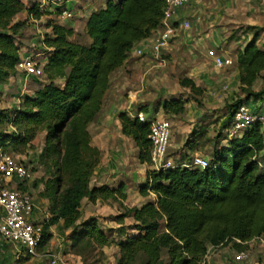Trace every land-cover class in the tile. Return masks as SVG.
<instances>
[{
    "label": "trees",
    "instance_id": "16d2710c",
    "mask_svg": "<svg viewBox=\"0 0 264 264\" xmlns=\"http://www.w3.org/2000/svg\"><path fill=\"white\" fill-rule=\"evenodd\" d=\"M40 1L25 5L22 0H0V85L23 74L16 65L30 55L21 54L19 34L28 20L38 21L47 15L45 9L38 8ZM163 8L164 0H107L105 7L91 13L85 23L87 44L72 41V28L48 19L45 28L49 32L42 41L48 50L41 66L45 82L18 105L0 108V155H26L34 150L38 135L44 134L43 146L34 162L46 173L40 183V197L47 202L48 217L41 221L43 237L37 253L50 241V228L60 222L80 264L93 258L97 248L109 246L97 218L80 221L81 202L126 200V194L123 185L91 186L101 152L91 145L88 126L102 110L111 75L126 63L139 42L158 29ZM59 10L56 12L60 14ZM22 12L27 18L15 20ZM238 32L251 37L237 51L233 63L238 88L245 96L233 108L252 102L248 105L257 111L264 107L255 105L264 101V41L258 44L264 28L240 27L230 39L240 40L235 35ZM58 81L61 85L56 84ZM258 81L262 86L255 91ZM180 83L196 90L193 81L185 79ZM186 102L165 101L162 112L182 114ZM233 108L221 128L230 123ZM140 112L147 117L142 122L137 118ZM152 117L145 107L132 115L126 111L117 115L120 133L134 143L139 163L148 166L147 135ZM198 140L195 137L184 143L186 153L198 150ZM261 148L260 125L254 124L240 136L230 138L225 146L214 145L211 155L204 157L208 161L205 168L147 170L138 193L141 197L152 194L154 200L132 212V225L118 229L122 240L117 243V264H208L209 248L232 244L237 251H246L248 245L244 243L264 235ZM183 157L185 163L192 159L187 154ZM257 160L263 162L262 167ZM26 183L27 179L19 185L22 191L28 190ZM123 218L121 215L119 220ZM29 258L20 257V261Z\"/></svg>",
    "mask_w": 264,
    "mask_h": 264
},
{
    "label": "rangeland",
    "instance_id": "374dc122",
    "mask_svg": "<svg viewBox=\"0 0 264 264\" xmlns=\"http://www.w3.org/2000/svg\"><path fill=\"white\" fill-rule=\"evenodd\" d=\"M259 3L258 1L256 5L263 8L264 3ZM65 7L73 11V0L66 3ZM50 10L52 12H48ZM53 11H55L53 7H48L46 10L47 14H52ZM20 15H22L20 19L22 21L27 18V14H24V12ZM259 16L261 22H258V25H262L264 19L263 9ZM47 20L46 17H42L36 22L27 21V24L19 34L21 54L37 56V59L42 60L46 58L47 50L42 46V41L44 35L49 32L45 28ZM188 21L190 23L189 19ZM188 32L189 30L179 32L171 41L169 47L163 53V57L166 60L164 67H158L150 59L137 57L131 52L127 62L111 75L110 88L105 95L102 112L96 119H101L105 114L112 121V135L106 146V155L109 159L108 163L110 162L114 165L113 159L117 157L118 162L120 161V165L118 164V167H116L118 170H115L117 179L114 183L116 184L120 180L128 183L127 198L126 200L117 199L108 202L98 201L95 204L86 201L81 206L82 214L90 213L91 217L97 218L100 228L104 230V233H108V237L111 239L110 243H116L115 239H118V236L111 235L118 229V226L113 223L116 217L124 215L122 222L130 226L133 224L131 219L132 212L144 203L154 200L153 195L143 198L138 193L140 186L138 181L143 178L144 168L136 162L137 149L134 143L120 134L117 124L119 112L126 111L130 114H135L140 107H145L148 114L153 115L156 109L158 117L170 123L171 145L168 155L169 158L176 162H178L176 159L186 161L183 157L185 154L189 158L190 155H194L190 152L186 153L183 145L186 141H192L195 137H197V140L200 137L196 152L206 158L213 152L214 145L221 147V145H226L230 139L228 132L232 119L226 128L221 127L226 121L225 117L228 115V111L232 110L233 105L239 99L245 97L238 88L236 69L234 65L226 69H215L207 56V51L213 49V44L198 40L197 37L192 38L193 42L185 43L183 41L188 39V34H186ZM79 37L78 42L87 44L88 39L85 35L80 34ZM237 37L242 43L232 46L236 50L243 43L248 42L251 36L243 35L239 32ZM263 41L264 33L261 34L258 44L260 45ZM221 48L224 49L225 47L221 45ZM220 49L215 48L218 51ZM227 52L230 53L229 51ZM19 77L20 79L10 83L11 87H13L12 90L17 91V93L14 92L12 96H8V93L3 96L0 93V108L8 107L11 101H15L17 95L22 98L26 93H32L45 82L42 77L40 79H32L25 77L23 74H19ZM185 79L193 81L196 90L182 86L180 82ZM56 84L61 85V82L58 81ZM261 86V81H258L253 88L258 91ZM175 99L187 101L184 105V112L179 115H164L162 103ZM251 103L249 102L248 104ZM259 104L264 105V101H260ZM114 127L115 129H113ZM218 134L221 137L216 143ZM43 143L44 134L40 133L34 142V150L28 151L26 155L14 156L17 161L23 162L22 164L26 166L29 174L26 187L33 200L36 199L39 203L41 202L40 195L42 192V184L40 183H42L43 178L45 179L46 173L44 168L35 164L34 161ZM34 183H36V186H34ZM42 207H45L43 203L40 205V211ZM42 210L38 215L39 222L43 221L47 215V209L46 211L45 209ZM65 240L66 237L60 242V244H64L61 252H54L57 246L52 244L54 240L50 239L44 249L38 252V256L23 261H20V258L16 256L17 249L14 246L0 244V264H49L46 257L47 253H59L65 264H80L74 258L73 252L69 247L70 244L66 243ZM111 245L105 248H97L94 257L85 264L117 263V254H115L114 247ZM247 251L249 252V257L246 261L234 263V257L240 251H237L232 244L209 248L206 262L208 264H264V259L259 254L260 245L258 243H251L247 247Z\"/></svg>",
    "mask_w": 264,
    "mask_h": 264
},
{
    "label": "built area",
    "instance_id": "2783aa9c",
    "mask_svg": "<svg viewBox=\"0 0 264 264\" xmlns=\"http://www.w3.org/2000/svg\"><path fill=\"white\" fill-rule=\"evenodd\" d=\"M200 0H164L163 14L158 29L147 39L142 40L139 47H135L132 52L137 57L150 56L151 61L158 67H164L166 60L163 53L169 47L171 41L181 31L190 28L189 21H174L180 10L189 8ZM67 0H41L38 8L44 9L47 6L57 7L62 10L65 18H72L71 11L64 9ZM207 56L211 60L212 66L217 69H225L233 65L230 57H224L218 50L210 49ZM46 61L37 59V56H27L16 65L19 72L25 77L40 79L42 77V64ZM139 121H144L147 117L144 113L137 114ZM254 124L260 125L262 135V148L260 155L264 156V107L254 110L248 104H240L234 109L233 118L229 128V138L240 136ZM147 139L150 143V166L152 170H164L175 166L190 168H205L208 161L202 156H194L188 163H175L168 158V150L171 145L170 123L158 117L155 113L149 125ZM260 167L263 162L257 160ZM29 174L26 168L13 157L0 155V244L12 245L17 249L18 258L24 256H38L37 249L43 237V225L38 220L36 206L29 191H22L19 187ZM48 217V214L45 216ZM45 218V219H46ZM237 243H241L237 241ZM258 243L260 245V257L264 259V235L244 243L250 245ZM249 252L240 251L234 257V263L246 261ZM49 264H65L59 253H47Z\"/></svg>",
    "mask_w": 264,
    "mask_h": 264
},
{
    "label": "crops",
    "instance_id": "0c3cea01",
    "mask_svg": "<svg viewBox=\"0 0 264 264\" xmlns=\"http://www.w3.org/2000/svg\"><path fill=\"white\" fill-rule=\"evenodd\" d=\"M22 1L24 2L25 5H29V2L35 3L37 0H22ZM258 1L260 2L259 4L264 3V0H200L198 3L190 6L189 8L180 10L178 12L177 16L175 17L174 21H178V20L188 21V19L190 20V28L188 29L189 32L186 33V34H188V39L187 40L185 39L183 42L191 43L194 41L192 38L197 37L198 40H202L208 44H213L212 45L213 49H215V48L220 49L221 45H223L225 48L224 49L221 48L219 53L222 54L224 57L232 58L233 63H234L237 51L242 48L243 44H245V43H243L242 46L239 47L237 50L234 47L232 48V46L237 45L239 43H242L240 40L234 41V40L230 39L234 30H236L240 27H245L247 25L264 28V19H263V24L258 25L259 24L258 22H261V20H260L261 18L259 16V14H260L262 9L264 11V7L261 8V6L256 5V4H258ZM68 2H72V0H67L66 3H68ZM106 2H107V0H73V11H72L73 12V16H72L73 19H66L61 13L63 9H60V11H61L60 14L57 12L54 13V11H53L52 14L49 13L43 17H46L47 19H52L55 22L60 23L67 28H72L74 33L70 39L72 41H77L80 38L79 37L80 34L84 35V26H85V23H86L89 15L93 12H96L100 9H103L106 5ZM44 9H45L44 11H46L48 8H44ZM54 9H55V11H57V8H54ZM64 9H66L65 6H64ZM67 10L70 11V9H68V8H67ZM48 12H52V11L50 10ZM25 13L26 12H24V14ZM20 14L21 13H19L15 17V18H19L17 20L21 19L22 15H20ZM59 20H62V21H59ZM31 21L36 22L32 19H31ZM192 28H193V30H192ZM182 32H184V31H182ZM238 33H236L235 35L238 36ZM246 35H250V34H246ZM141 43H142V41L139 42L135 47H139L141 45ZM227 51H229L230 53H228ZM47 52H48V50H47ZM144 54L145 55H143L142 57L150 59V56H148L146 54V52ZM142 57H140V58H142ZM18 79H20L19 74H17L15 77L9 78L6 83L0 85V93L3 96L6 95V93H8V96H12V94L14 92L17 93V91L12 90L13 87H11L10 83H13V81L14 82L17 81ZM33 92L32 93H26L24 96H31L33 94ZM22 98L17 95V98L15 99V101H11L10 104L8 105V107L18 105ZM255 105H257V104H255ZM102 108H103V106H102ZM101 112H102V110H101ZM98 116H100V114ZM117 124H118V128L120 130V123H119L118 119H117ZM116 125H115V127H116ZM115 127L113 129H115ZM88 131H89L90 136H91V145L94 147H97L101 152L100 164L95 169L94 174L91 178V186L108 185L109 187H115L116 188L119 185H123L124 186V193L126 194L127 188H128V183H126L123 180L116 182L117 185L114 183V181L117 179L116 178L117 173H115V170L117 169L116 167H118V164L120 165V161L118 162V157L116 156L117 158L113 159V162H115V164L113 165V163H110V162L108 163L109 159L106 155V146L108 145V141L111 139V135H112V121H111V119H108V116H106L104 114L101 119H95L93 122H91L89 124ZM123 137H125V136H123ZM221 146H225V145H221ZM193 154L194 155H190V158H192L196 155L202 156V157L204 156V155H200L197 152H195ZM168 158H169V155H168ZM169 159L172 160L171 158H169ZM176 160H178V162L174 161L175 163H185L186 162L183 160L179 161V159H176ZM136 162L138 164H141V163H139L138 159ZM141 166H143L145 171L143 170V173H142L143 178L140 181H138V183H140V185L143 183V181L145 179L146 171L149 169L152 170L150 165L148 166L146 164H141ZM112 170H113V172H112ZM133 176H135V175L133 174ZM143 198H146V197H143ZM33 201H34V204L36 206V212L38 215H39V213H41L43 211L42 209H45V211H46L47 202L45 199L41 198L40 203L41 204L43 203L45 206V207H42L41 211H40V205L41 204L36 199H34ZM108 201H112V200H107V201H103V202H108ZM85 202H86V199H84L81 202V206H83L85 204ZM97 202L98 201H96L95 203H97ZM95 203H91V204H95ZM81 214H82V212H81ZM120 216L116 217L115 220H113V223H115L118 226V229L120 227L126 225L125 222H122V220H119ZM89 217H91L90 213H85V214L83 213L80 221H83ZM126 226H128V225H126ZM118 229L113 234H111L113 236H118V239H115L116 243H110L111 239H109L108 233L105 232L104 234L107 237V239L109 240V245L112 244L111 246L114 247V252H115V254H117V257L119 258L117 243L120 240H122V236L119 233ZM50 232L52 233L51 240H54V242H52V244H55L57 246V248H55L54 252H61L62 246H64V244H60V242H62L64 237H66V240H65L66 243L70 244V242L67 240V231H64L62 229L61 222L59 224L53 226L52 228H50ZM103 232H104V230H103ZM112 238H114V237H112ZM107 247H109V246H107ZM103 248H105V247H103ZM73 256L76 260H78L80 262L79 257H77L75 255H73ZM118 258H117L116 262H118ZM115 264H117V263H115Z\"/></svg>",
    "mask_w": 264,
    "mask_h": 264
}]
</instances>
